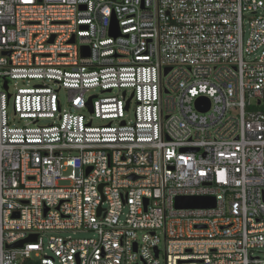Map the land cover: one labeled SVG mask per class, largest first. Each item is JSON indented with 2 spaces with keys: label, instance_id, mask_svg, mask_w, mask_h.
<instances>
[{
  "label": "built area",
  "instance_id": "obj_1",
  "mask_svg": "<svg viewBox=\"0 0 264 264\" xmlns=\"http://www.w3.org/2000/svg\"><path fill=\"white\" fill-rule=\"evenodd\" d=\"M262 105L264 0H0V264H264Z\"/></svg>",
  "mask_w": 264,
  "mask_h": 264
},
{
  "label": "rangeland",
  "instance_id": "obj_2",
  "mask_svg": "<svg viewBox=\"0 0 264 264\" xmlns=\"http://www.w3.org/2000/svg\"><path fill=\"white\" fill-rule=\"evenodd\" d=\"M19 85H23L24 82L23 81H18ZM31 83H34V82H31ZM11 91L13 92L14 89L13 87H11ZM60 100H61V104L63 107H66V98H65V95L64 93H61L60 95ZM259 110H264V105L262 106H259L257 107ZM8 116H9V119L13 122V123H16L18 124L20 121L17 117H14V114H13V105H12V102L10 103L9 107H8ZM128 114V120H132L134 118V112L133 110H131L130 112H127ZM87 116V119L90 118V115H86ZM108 122H104V121H101V120H98V119H93V125L94 126H101V125H107ZM61 186H66V185H69V182H60L59 183ZM53 235L55 236H61L63 238H67L69 236H72V233H68V232H59V233H54ZM51 234L50 233H47L44 235L43 239H44V244L45 246L48 244V240L50 238ZM73 238L75 239H87V238H92L93 237V234L92 233H78L77 235H73L72 236ZM254 256H259L261 257L262 259H264V251H256L254 252Z\"/></svg>",
  "mask_w": 264,
  "mask_h": 264
},
{
  "label": "water",
  "instance_id": "obj_3",
  "mask_svg": "<svg viewBox=\"0 0 264 264\" xmlns=\"http://www.w3.org/2000/svg\"><path fill=\"white\" fill-rule=\"evenodd\" d=\"M111 35L114 37L120 36L118 23L115 20H113V22H112ZM85 50L86 49L83 48V51H85ZM165 73H167V71ZM5 89H7V83L5 84ZM202 102H203V98L198 99L196 101L197 107L202 112L208 111L210 108L209 101H207V106L203 109L201 107ZM146 204H147V201H146ZM215 204H216V201L214 198H191V197H188V198H180L178 200L177 206L179 208H213V207H215ZM35 238H36V236H32V237L28 238L27 240L21 241L15 245H11L10 247L11 248L21 247L23 245V243L32 241Z\"/></svg>",
  "mask_w": 264,
  "mask_h": 264
}]
</instances>
